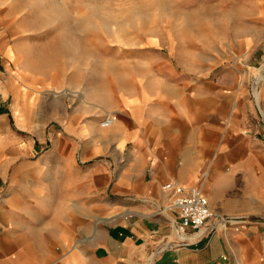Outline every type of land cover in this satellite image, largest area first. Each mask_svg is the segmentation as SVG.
<instances>
[{
  "label": "crops",
  "instance_id": "1",
  "mask_svg": "<svg viewBox=\"0 0 264 264\" xmlns=\"http://www.w3.org/2000/svg\"><path fill=\"white\" fill-rule=\"evenodd\" d=\"M156 67L154 93L122 101L112 127L73 118L50 150L0 87V264H264V82L260 117L231 69L184 81ZM167 183L239 223L180 228Z\"/></svg>",
  "mask_w": 264,
  "mask_h": 264
},
{
  "label": "rangeland",
  "instance_id": "2",
  "mask_svg": "<svg viewBox=\"0 0 264 264\" xmlns=\"http://www.w3.org/2000/svg\"><path fill=\"white\" fill-rule=\"evenodd\" d=\"M0 54L17 126L44 132L50 150L72 140L73 118L100 126L122 101L152 95L158 65L184 81L231 69L252 96L264 0H0Z\"/></svg>",
  "mask_w": 264,
  "mask_h": 264
},
{
  "label": "built area",
  "instance_id": "3",
  "mask_svg": "<svg viewBox=\"0 0 264 264\" xmlns=\"http://www.w3.org/2000/svg\"><path fill=\"white\" fill-rule=\"evenodd\" d=\"M257 84L258 81L255 80L252 89L256 90ZM113 123L114 119L111 116L106 117L100 123V127L108 129L112 127ZM162 190L166 194L165 210L175 216L180 228H189L195 231L204 229L213 233L217 229L227 230L228 226H232L230 225L231 221L223 219L211 211L207 198L200 187H185L167 183L162 187ZM213 221L215 224L210 225ZM234 230L238 231V228Z\"/></svg>",
  "mask_w": 264,
  "mask_h": 264
},
{
  "label": "water",
  "instance_id": "4",
  "mask_svg": "<svg viewBox=\"0 0 264 264\" xmlns=\"http://www.w3.org/2000/svg\"><path fill=\"white\" fill-rule=\"evenodd\" d=\"M261 73H262V74H261ZM260 74L263 76V74H264V70H263V72L261 71V72L258 74V76H257V80H256V81H258V80L260 79V77H261ZM252 91H253V93H252V98H253L254 105H255V107H256V110H257L259 116L262 117V116H261V113H260L259 106H258V100H257L256 90L253 88ZM153 260H154V258L152 257V258H151V262H152V264H153Z\"/></svg>",
  "mask_w": 264,
  "mask_h": 264
},
{
  "label": "bare ground",
  "instance_id": "5",
  "mask_svg": "<svg viewBox=\"0 0 264 264\" xmlns=\"http://www.w3.org/2000/svg\"><path fill=\"white\" fill-rule=\"evenodd\" d=\"M262 74V73H261ZM260 74V76L262 77V75ZM261 77H260V79H261Z\"/></svg>",
  "mask_w": 264,
  "mask_h": 264
}]
</instances>
